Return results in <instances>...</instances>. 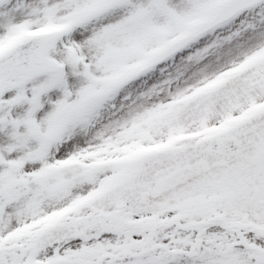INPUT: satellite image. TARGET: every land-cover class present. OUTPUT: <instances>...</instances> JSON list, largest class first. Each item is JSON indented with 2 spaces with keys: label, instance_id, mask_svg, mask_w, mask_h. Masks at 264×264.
Segmentation results:
<instances>
[{
  "label": "snow or ice",
  "instance_id": "1",
  "mask_svg": "<svg viewBox=\"0 0 264 264\" xmlns=\"http://www.w3.org/2000/svg\"><path fill=\"white\" fill-rule=\"evenodd\" d=\"M0 264H264V0H0Z\"/></svg>",
  "mask_w": 264,
  "mask_h": 264
}]
</instances>
